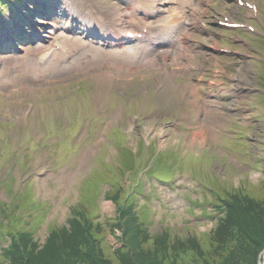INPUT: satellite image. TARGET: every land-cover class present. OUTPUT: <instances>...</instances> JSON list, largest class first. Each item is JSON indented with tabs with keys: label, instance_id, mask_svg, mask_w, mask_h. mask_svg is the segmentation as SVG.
Instances as JSON below:
<instances>
[{
	"label": "rangeland",
	"instance_id": "rangeland-1",
	"mask_svg": "<svg viewBox=\"0 0 264 264\" xmlns=\"http://www.w3.org/2000/svg\"><path fill=\"white\" fill-rule=\"evenodd\" d=\"M250 43L257 48H259L258 44L264 45L256 39H250ZM243 49L239 46V50ZM247 53V55H240V70L228 82L227 95L229 100L226 111L223 114L221 113V116L219 115L218 127L215 129L204 128L198 135H190L191 133L185 134L172 131L167 123L161 121L131 122L136 108L139 109L140 107V102H137L134 98L130 101L132 107L129 106L125 110V122L114 123H120L124 132L131 133L132 142L138 139V136L133 132L139 131L142 134L141 137L145 140L144 144L146 145L149 142L150 152L154 153L155 140L159 147H164L170 143H178L181 148L195 154L206 153L209 156L206 164L202 161H192L189 157L182 159L177 166L174 163L170 164L171 159H167L165 154L176 151L175 147L171 146L170 149L164 152L165 154L160 156L168 166L167 170H162L160 173L153 172V170L146 175L134 171L127 179L126 175H123L121 179H117L114 178V171L112 174L111 170L117 169V163L122 161V158L119 157L116 149L109 142L107 144L103 140L102 136H98L92 141L82 138L85 131L81 129L82 125L77 127L76 122L75 132H79L78 135L82 144V147H78L71 140L64 138L56 126L45 117L44 111H40V114L37 112L23 114L26 111L24 106L0 110V121L3 120L0 122V145H4L6 138L11 137L12 140H9V143L13 146H9V149L20 155L8 156L5 163L0 161V202H9L8 189L20 191L21 183L29 180L30 188L35 189L38 195L36 197H40L43 201L44 208L40 222L43 218H46V220L49 219L62 224L67 221L68 216H71V212L74 211L80 213L84 218L98 220L99 222L92 225L90 233L96 238L101 255L108 264H120L117 251L120 250L121 244L118 243V239L123 229L119 230L115 226L119 218L116 207L123 203L129 185L139 179L142 184L141 190L131 194H133V198L138 205L146 207L150 212L147 215V220H151L154 225L149 229L154 228L159 231L164 229V225H169V229L173 231V239H176V235L187 233L197 244L195 245L196 248L189 247L187 237L183 236L180 237L184 244L183 247H176L170 253H164L163 250V247L167 246L166 238L162 244L147 241L143 244V247H150L159 260L170 258V264H204V261L211 263L215 258L214 252L218 248V241L210 231L217 225L218 216L212 220L201 216L199 203L207 199L212 192L207 183V174L217 175L216 157L222 155V153L228 154V149L237 147L238 143L245 140L242 133L247 134L249 156H235L236 160L231 157L228 158L227 161L231 165L229 179L230 182H235L238 185V179L246 177L252 184L251 195L254 198H259L260 202L264 203L263 166L256 161L257 155L264 156V150H261L259 145L257 148L261 151L258 153L256 150L257 144L264 145L262 135L264 131V99L256 95L255 84L257 85L260 80L255 72V66L252 63L253 56L249 48H247ZM260 53L264 56V49ZM46 70L43 69L39 72V75L31 71L19 82L24 84L42 81L41 75ZM17 78L18 73L11 67L6 71L5 78L0 83V88L11 89ZM81 100H85L83 103L86 104L85 98H81ZM35 108L41 110L45 108V105H39ZM166 109L169 112V102L166 104ZM206 111L208 114L205 116L204 113L202 117H205V119L211 118L209 103ZM22 114L23 116H29L28 122L21 125V128L17 127L16 129V125L12 121L17 118L25 120ZM69 115L75 116V110H72ZM121 118L122 116L118 115L112 117L111 120L116 121ZM200 121L199 119L198 122ZM243 127H246V129ZM34 132L37 133L36 137L32 136ZM38 135L46 136L48 140L53 137L63 138L64 142L63 144L44 146L39 143L40 136L38 137ZM129 145L128 149H131L135 144ZM25 149H28L27 154ZM0 153H2L1 150ZM6 155L8 154L6 153ZM149 157V152L145 153L144 159L148 160ZM170 158L175 161L177 157L171 155ZM53 160L57 162L54 166L57 168L54 172H46L45 170L53 164ZM220 169L222 172L228 169L226 159L222 162ZM169 173L172 176L173 174L175 176L181 175L179 179H175L176 186H174L173 192L162 190V181H157L158 179H165ZM101 175L102 181L98 188L101 196L98 195L97 206L90 205L87 200L88 196H85L84 193V181L88 180L89 177L93 180L98 179ZM13 176L15 180L5 186V183L3 184L4 179ZM118 180H121L123 186L118 191H114L109 184L114 185ZM215 181L219 185L228 187V182L220 180V177L216 176ZM89 184H91L90 181ZM78 193L82 195L80 200ZM236 194H238L237 191ZM143 200L148 201V204L143 205ZM219 203L220 206L218 207L208 205V211L219 212L221 209L226 208V203L223 201H219ZM40 222L37 224L38 238L44 241L46 237L45 226L40 225ZM3 230L6 231V228ZM150 233H154V231H150ZM4 241L9 244L8 238L0 235V261L3 259L1 257L2 248L7 249ZM128 244L129 238L125 240L123 251L128 250ZM175 246H178V244H175ZM219 259L221 260V257Z\"/></svg>",
	"mask_w": 264,
	"mask_h": 264
},
{
	"label": "trees",
	"instance_id": "trees-1",
	"mask_svg": "<svg viewBox=\"0 0 264 264\" xmlns=\"http://www.w3.org/2000/svg\"><path fill=\"white\" fill-rule=\"evenodd\" d=\"M94 224L88 223L86 228L79 226L75 230H70L71 227L63 229L62 232L50 238L39 252L34 249L32 239L26 232L20 234L13 232L11 233L14 238L11 244L13 250H10L13 256L12 262L13 264H107L105 260L100 259L99 249L90 234ZM246 226L248 230H256L257 234H262L264 230L263 226L254 222L253 219L246 220ZM20 252L28 255H19ZM250 258L252 263L249 264H255V255ZM123 261L128 264L124 259Z\"/></svg>",
	"mask_w": 264,
	"mask_h": 264
}]
</instances>
